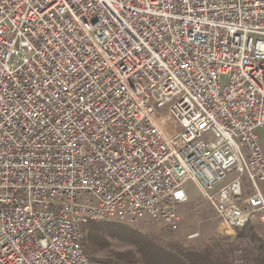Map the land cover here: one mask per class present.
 <instances>
[{
	"label": "built area",
	"instance_id": "2783aa9c",
	"mask_svg": "<svg viewBox=\"0 0 264 264\" xmlns=\"http://www.w3.org/2000/svg\"><path fill=\"white\" fill-rule=\"evenodd\" d=\"M263 127L264 0H0V264H96L95 217L178 229L187 181L264 234Z\"/></svg>",
	"mask_w": 264,
	"mask_h": 264
},
{
	"label": "trees",
	"instance_id": "16d2710c",
	"mask_svg": "<svg viewBox=\"0 0 264 264\" xmlns=\"http://www.w3.org/2000/svg\"><path fill=\"white\" fill-rule=\"evenodd\" d=\"M163 231L147 235L120 222L91 221L86 224V251L95 253L109 244V237L132 245L125 251H114L107 259H91L99 264H235L234 250L229 242L215 238L204 243H186L174 237L176 229L162 225ZM248 224L236 231L246 258L245 264H264V240ZM238 244L236 245V247Z\"/></svg>",
	"mask_w": 264,
	"mask_h": 264
},
{
	"label": "rangeland",
	"instance_id": "374dc122",
	"mask_svg": "<svg viewBox=\"0 0 264 264\" xmlns=\"http://www.w3.org/2000/svg\"><path fill=\"white\" fill-rule=\"evenodd\" d=\"M260 129H263L264 131V127ZM258 130L257 134L260 139V146L264 152V136H262V134L259 133L261 131ZM184 191L188 196V201L183 206L181 224L178 230L176 229L177 231L174 232V237L189 244L198 242L204 243L215 238H221L225 242L232 244V248L234 250V263L245 264L246 258L244 257V252L240 249L242 245L238 242L239 239L237 238L236 232L235 235L231 236L224 234V227L222 226L221 221L216 216L212 207L209 206L208 202L201 197V194L193 181H187L184 184ZM114 221V219L110 218L105 220V222ZM162 225L163 224L159 222L143 220L138 225L132 227L145 232L147 235H153L165 229ZM248 226L251 227L250 229H253L258 233V236L262 241L264 240L262 226L257 220H254L252 223H248ZM249 227L245 228L244 231H248ZM86 231L87 227L85 226V232ZM193 234L196 235L191 236ZM109 241L110 242L107 246L99 249L95 253L87 251L90 258L92 256L97 259H107L114 251H125L132 248V245L129 243L118 239L109 237ZM237 244L238 246L236 247Z\"/></svg>",
	"mask_w": 264,
	"mask_h": 264
},
{
	"label": "bare ground",
	"instance_id": "6f19581e",
	"mask_svg": "<svg viewBox=\"0 0 264 264\" xmlns=\"http://www.w3.org/2000/svg\"><path fill=\"white\" fill-rule=\"evenodd\" d=\"M109 218H103V217H95L93 218V221H105ZM110 219H114L115 221H117V218H110Z\"/></svg>",
	"mask_w": 264,
	"mask_h": 264
},
{
	"label": "crops",
	"instance_id": "0c3cea01",
	"mask_svg": "<svg viewBox=\"0 0 264 264\" xmlns=\"http://www.w3.org/2000/svg\"><path fill=\"white\" fill-rule=\"evenodd\" d=\"M258 131H261V132H259V133H261L262 136H264V131H263V129H259ZM259 142H260V139H259Z\"/></svg>",
	"mask_w": 264,
	"mask_h": 264
}]
</instances>
